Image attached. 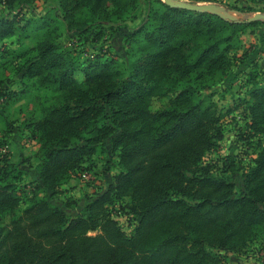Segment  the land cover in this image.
I'll list each match as a JSON object with an SVG mask.
<instances>
[{"label":"trees","instance_id":"trees-1","mask_svg":"<svg viewBox=\"0 0 264 264\" xmlns=\"http://www.w3.org/2000/svg\"><path fill=\"white\" fill-rule=\"evenodd\" d=\"M34 1L0 0V60L6 39L35 40L18 57L23 80L42 91L24 120L38 142L36 183L22 185L23 170L0 153V264H229L264 250V141L252 140L264 136V82L255 69L236 108L206 93L227 78L240 37L264 22L145 0L142 23L120 29L127 59L84 66L60 43L63 28L86 36L136 20L142 0H58L62 20L15 12ZM6 80L0 62V87ZM238 110L253 155L226 156L215 176L205 157ZM107 147L119 171L106 191L76 215L50 201ZM115 214L135 220L130 232Z\"/></svg>","mask_w":264,"mask_h":264},{"label":"rangeland","instance_id":"rangeland-1","mask_svg":"<svg viewBox=\"0 0 264 264\" xmlns=\"http://www.w3.org/2000/svg\"><path fill=\"white\" fill-rule=\"evenodd\" d=\"M164 1V0H163ZM186 2L198 7L215 6L224 9L231 16L239 20H247L249 17L263 16L254 21L264 22V0H174ZM251 9V10H250ZM9 10L0 4V13ZM148 4L145 0L141 1L139 17L136 20L124 23L108 24L86 36L77 35L63 28V36L60 43L64 48L70 50L82 63L87 66L97 55H102L104 60L116 59L125 61L129 52L126 37L121 32V28L127 26L130 29L136 28L146 18ZM21 16L28 18H38L50 14L56 19L62 20L63 12L58 0H35L29 6H24L15 10ZM35 40H21L17 36L5 40L4 48L8 50L5 57L0 60L5 68L6 83L0 87V153H8L10 162L15 164L24 172L22 185H32L36 183L35 174L37 173V158L35 156L38 142L32 137V128L28 127L26 118L36 108L37 100L34 96L38 95L37 86L32 81L23 80L24 60L18 57V53L25 51L35 45ZM9 52H12L10 54ZM1 54H3L1 52ZM233 65L225 80L218 85L206 90L218 92L219 105H229L236 108L240 105L243 98L248 97L250 85L249 76L255 71L259 75L261 82H264V25L260 24L257 28L250 29L249 32L240 37L237 49L230 53ZM27 84L28 93L18 96L9 95L11 92H20ZM7 93V95H3ZM161 104L155 101L156 107ZM225 136L216 149L209 152L205 157L206 163L218 164L214 168V175L221 173L222 159L229 155H237L239 159L248 163L253 155V148L250 153H246L248 148L245 136L248 135L245 121L239 115V110L229 116L224 121ZM264 136L253 138V143ZM251 140V141H252ZM249 144V143H248ZM118 156L113 154L111 147L104 151H99L92 160L83 164V169L79 171V176L70 183L64 185L61 191L52 197L50 201L70 215H76L81 208L90 202L98 194L107 190L112 180V176L118 173ZM31 187H28L29 189ZM124 200V199H123ZM126 202V200H124ZM121 200L116 204L115 211L121 209ZM127 232L132 230L135 220L127 215H116ZM7 218L3 220L8 224ZM92 234H94L92 232ZM264 246V245H263ZM250 255L244 256L242 260L234 256L229 264H264L263 247L257 245ZM257 254V255H256Z\"/></svg>","mask_w":264,"mask_h":264},{"label":"water","instance_id":"water-1","mask_svg":"<svg viewBox=\"0 0 264 264\" xmlns=\"http://www.w3.org/2000/svg\"><path fill=\"white\" fill-rule=\"evenodd\" d=\"M164 1L166 3H168L169 5L174 6V7H184V8L195 9V10H199V11H207V12L217 14V15L223 17L224 19L244 22L243 20H239V19L231 16L230 13H228L227 11H224V9H222L220 7H215V6L198 7V6L190 5V4H188L186 2H182V1H174V0H164ZM261 17H263V16L259 15V16H256L254 18L249 17L245 21H254V20H257L258 18H261Z\"/></svg>","mask_w":264,"mask_h":264},{"label":"crops","instance_id":"crops-1","mask_svg":"<svg viewBox=\"0 0 264 264\" xmlns=\"http://www.w3.org/2000/svg\"><path fill=\"white\" fill-rule=\"evenodd\" d=\"M243 258H240V260H242Z\"/></svg>","mask_w":264,"mask_h":264},{"label":"bare ground","instance_id":"bare-ground-1","mask_svg":"<svg viewBox=\"0 0 264 264\" xmlns=\"http://www.w3.org/2000/svg\"><path fill=\"white\" fill-rule=\"evenodd\" d=\"M232 14V13H231Z\"/></svg>","mask_w":264,"mask_h":264}]
</instances>
